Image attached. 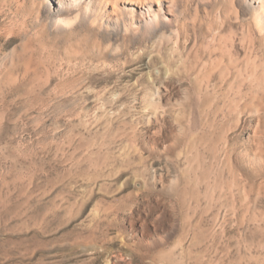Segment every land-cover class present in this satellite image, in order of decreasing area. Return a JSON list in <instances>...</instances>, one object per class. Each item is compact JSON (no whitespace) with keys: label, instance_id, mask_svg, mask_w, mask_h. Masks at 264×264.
Wrapping results in <instances>:
<instances>
[{"label":"rangeland","instance_id":"rangeland-1","mask_svg":"<svg viewBox=\"0 0 264 264\" xmlns=\"http://www.w3.org/2000/svg\"><path fill=\"white\" fill-rule=\"evenodd\" d=\"M54 1L0 0V264H147L129 245L157 229L177 240L176 189L200 241L176 250L180 264H264L260 43L237 55H251L248 111L213 99L225 25L251 19L244 0H95L88 13L61 0L79 11L59 18ZM205 116L224 154L215 175L209 153L189 165L163 149L205 131Z\"/></svg>","mask_w":264,"mask_h":264},{"label":"bare ground","instance_id":"bare-ground-1","mask_svg":"<svg viewBox=\"0 0 264 264\" xmlns=\"http://www.w3.org/2000/svg\"><path fill=\"white\" fill-rule=\"evenodd\" d=\"M54 3H55L54 8L56 10L55 17L57 18L62 17L66 14L73 15L75 14L76 11H79L78 9L76 11L67 10V5L64 3V1H61V0H55ZM80 3L84 5L83 8H85L84 9L85 12L87 11L89 12L90 10H92L98 5L95 2V0H80ZM243 6L245 8V12H247L251 16L250 22H247V21L244 22L243 20H241V22H238V25H239V26L237 25L238 28L242 29V32L240 34L241 38L240 39L238 38L239 42H236L237 35L233 31L234 27L237 28L236 24L229 23L225 25L224 30L228 33V36H229L228 44L232 48V50L229 51V57H228L227 64L224 65L223 64L224 61L221 62V65L224 66V80L226 83L224 87L217 85L213 88V90L215 91L214 92L215 94L213 93L214 94L213 99L219 93H222L221 96L223 97L222 98L223 106L220 108H218L217 106L216 112H220V110L227 111L229 114L231 115L233 114V116H235L234 115L235 113H244V112L246 113L248 111V68L251 66L250 58L248 57H251V55H249L248 52H245L244 55L241 56V58L240 56L238 57L237 55L240 52L241 47L243 48L247 44H251L252 46H254V44L258 42L261 44V46L259 47V50H256V48L254 47L252 52H255L256 54H258L260 51H262L263 56L261 60H263L264 58V0H244ZM153 22H154V18H148V20H145L143 22L142 26L151 25L153 24ZM110 24H113L116 30H120V28L123 25L121 24V21L119 19L112 20ZM241 54L242 53H240V55ZM229 67L237 68L238 70L235 72L230 71ZM260 67H262V64H259V65L255 64L253 66L254 69H258ZM192 88L195 89L197 87L189 86L187 89L188 91H190V89ZM148 103L149 102L146 101V105L150 106L151 104L150 103L148 104ZM206 118L204 119L205 123H203L204 127H206L205 131L200 130V132L194 133L190 140H186L185 139L186 137L183 138L184 135L181 136V133H180L178 134L177 141L173 140V141L166 143L165 146L163 145V149L165 151H168V153H171L173 148L175 149V146H176L178 150L175 154L177 159L180 158L184 154L186 163H189V165H199L201 161L208 158L207 153H209L211 168L214 171L213 174L215 175L216 173L218 174V172H221L224 154H222L223 152L222 150H219L218 141L213 136V132L218 128V122L215 120L210 121L208 119L209 117L207 118L209 121L208 120L206 121ZM180 120L181 119H179V121ZM222 127L224 126L222 125ZM180 132H182L183 134H186V130L184 128L180 129ZM226 147H227L226 152H227V155L229 156L230 154H232L235 148H234V145H231L230 143L226 145ZM228 182L233 184L232 180L231 181L228 180ZM172 189L173 187L171 188V191ZM176 190L178 191L175 193V195L177 196L175 197V199L178 202L177 207L179 208H174L173 212L176 215V217L179 218V222H180V232H179V236L177 237V240L175 239L176 241L168 244L167 242L168 237L166 235H169L170 233L166 234L167 232L163 231L166 235L162 236V234L159 233V230L155 229L156 231L154 232V234L156 235L155 237H151L152 240L149 241L146 248L144 246H141V242L143 241H141L138 244L139 246L136 245L137 246L136 248H132V246L129 245L130 246L129 248L131 249L132 255L134 257H139L141 260L150 259V261H148L147 264H180V261L178 260L179 257L176 256L177 254L176 250L182 249L184 252L185 251L184 244L186 243L188 238H191L192 245L195 243V241L200 244L198 234L195 231H192L194 227H193V224H191L192 222H191L190 216H188L190 215V213H189V207L186 203V199L183 196L181 190L179 189H176ZM243 193H246V189ZM171 198L172 200L174 199L172 196ZM155 227L159 228L157 226ZM151 235L152 233L149 234V236ZM165 244L166 246L160 251L153 252L151 249L152 246L155 247V246L165 245Z\"/></svg>","mask_w":264,"mask_h":264}]
</instances>
